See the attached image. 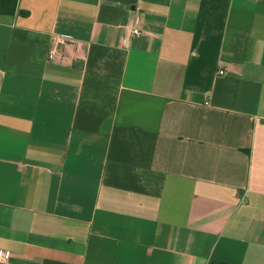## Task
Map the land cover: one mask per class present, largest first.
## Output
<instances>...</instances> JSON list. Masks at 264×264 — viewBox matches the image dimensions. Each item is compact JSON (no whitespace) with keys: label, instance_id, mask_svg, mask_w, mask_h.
<instances>
[{"label":"crops","instance_id":"obj_1","mask_svg":"<svg viewBox=\"0 0 264 264\" xmlns=\"http://www.w3.org/2000/svg\"><path fill=\"white\" fill-rule=\"evenodd\" d=\"M0 250L264 264V0H19L0 16Z\"/></svg>","mask_w":264,"mask_h":264},{"label":"built area","instance_id":"obj_2","mask_svg":"<svg viewBox=\"0 0 264 264\" xmlns=\"http://www.w3.org/2000/svg\"><path fill=\"white\" fill-rule=\"evenodd\" d=\"M142 34L141 29L139 28V20L136 21V25L133 27V29L130 31V33L126 36L125 41L123 43V47L125 49H128L130 47V43L134 37H139ZM65 44V41L63 39L56 40V45H62ZM49 60L57 61L60 65H69L70 61L65 58L64 55L58 54L56 49H53L49 52L48 55ZM224 71H219V75H224ZM232 75V74H229ZM10 258V252L7 250H0V263L6 262Z\"/></svg>","mask_w":264,"mask_h":264},{"label":"trees","instance_id":"obj_3","mask_svg":"<svg viewBox=\"0 0 264 264\" xmlns=\"http://www.w3.org/2000/svg\"><path fill=\"white\" fill-rule=\"evenodd\" d=\"M19 0H0V16H14Z\"/></svg>","mask_w":264,"mask_h":264}]
</instances>
